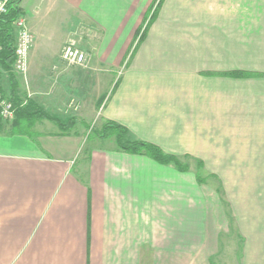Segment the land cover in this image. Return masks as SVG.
<instances>
[{"label":"crops","instance_id":"obj_1","mask_svg":"<svg viewBox=\"0 0 264 264\" xmlns=\"http://www.w3.org/2000/svg\"><path fill=\"white\" fill-rule=\"evenodd\" d=\"M153 1L20 0L34 45L27 73L16 76L17 95L61 119L67 103L45 100L52 74L61 97H80L75 116L87 127L101 110L104 122L126 127L133 139L197 157L196 170L199 161L210 171L264 170V0H227L218 13L179 7L171 16L163 0L147 26ZM44 9L59 19H43ZM48 22L63 38L51 51ZM84 29L91 35L80 42ZM71 41L88 52V67L61 62ZM241 71L263 76H223ZM0 80L11 96L8 73ZM31 132L0 124V264H195L181 251L201 250L202 259L218 249L211 203L221 223L230 226L229 216L218 189L207 203L181 201L189 163L182 173L117 147L85 153L86 135H63L48 120ZM193 180L207 185L195 173ZM238 200L231 199L240 264H264V194Z\"/></svg>","mask_w":264,"mask_h":264},{"label":"rangeland","instance_id":"obj_2","mask_svg":"<svg viewBox=\"0 0 264 264\" xmlns=\"http://www.w3.org/2000/svg\"><path fill=\"white\" fill-rule=\"evenodd\" d=\"M25 0V4H26ZM227 0H166L165 1V12L169 14L168 16L173 15L176 9L179 7H186L191 13L192 8L196 9H204V7H208L207 9L211 12H222L223 5L225 6ZM186 5V6H185ZM25 6V5H24ZM182 14H180L181 16ZM43 19L47 20H58L60 15L57 11L49 10L47 11L44 9L42 15ZM191 17V16H190ZM48 34L50 36V43H47L49 46L46 48L51 51V48H55L58 44L62 41V36L56 31V26L54 22H48ZM87 30L84 29V32L79 33V41L81 42L84 36H89ZM96 40V39H95ZM94 42V41H93ZM95 43V42H94ZM80 47V46H79ZM81 48V47H80ZM82 49V48H81ZM85 53L84 49H82ZM87 54V61L83 66L86 68L89 66L91 62V57ZM55 69V68H54ZM123 73V69L119 70L118 77ZM49 77L51 80V84L47 87V93L49 94L45 100H56L58 102H66L70 111L65 113V111L57 112L58 116L61 117L62 121L66 122L70 117H76L75 112V105L78 102V97L72 92L69 91V96L64 94L62 97L60 96L61 93L64 91L63 88L60 86V82L56 80L51 74ZM102 86L100 88V93H102ZM91 93V92H90ZM96 90L92 91V94L88 95L90 99L96 100ZM80 98V97H79ZM103 106L101 107V109ZM63 110V109H62ZM50 114L55 115L51 111ZM100 114H96L94 119L90 121L89 127L78 122L75 126L73 131L79 130L84 136L91 135L92 128H101L104 124L101 116V110L99 111ZM12 124V123H11ZM90 128V130H88ZM87 129V130H86ZM87 132V133H86ZM133 139L131 136H129ZM84 143L87 145V138H84ZM92 147H105V148H115L117 147L115 143V139L111 138L108 140H100V139H93L92 142L89 143ZM180 159L186 163H189L191 167H193L189 174L181 175V201H188L189 204H196L200 202H206L208 196L211 195L212 198L214 197V189H218L221 195V199L223 204L225 205L227 214L230 220V226H227L226 221L221 223L219 219H217L215 210L211 203V216L213 221V226L216 234L220 235V239L218 242V249H213L210 252L206 253L203 258L201 259V250H186L181 251V257L186 258L190 263L197 264V261H203V263L207 264V258L211 254H216L213 261L215 264H240L241 254H242V247H243V238L242 232L236 226V218L235 214H233V205L231 199H240L238 200L237 204L245 205L247 204L243 199H247L250 195H260L264 194V170H227V171H210L207 169L200 170L202 176L207 177L209 175H213L214 178H210L206 186H197L194 183L193 177L194 173H196V159L197 157L191 155L190 157H185L183 154L179 155ZM252 203V202H250ZM223 216V213H220Z\"/></svg>","mask_w":264,"mask_h":264},{"label":"trees","instance_id":"obj_3","mask_svg":"<svg viewBox=\"0 0 264 264\" xmlns=\"http://www.w3.org/2000/svg\"><path fill=\"white\" fill-rule=\"evenodd\" d=\"M162 1L163 0H154L151 4L149 13L145 18V21L147 20V26L148 24H150V22H152L154 18H156ZM19 2L20 0H11L8 6V11L5 14L0 15V75L3 72H7L11 80L12 93L10 99L15 109V119L12 123L13 131L16 132L20 130L23 132H28L33 136L31 129L36 124V122L48 120L55 124L63 135H70L73 132V129H75V126L78 122V119L76 117H70L66 122H64L62 121V119L48 113L34 100L28 98L22 99L16 93L18 82L16 75L12 71V66L15 61L16 46V33L14 23L19 15H25L22 8L19 6ZM147 26L143 24V26L139 28V30L137 31L135 43H138L139 39H141V37L144 35V31L146 30ZM223 76L237 79H251L262 77L263 75L253 72L241 71L227 73ZM103 100L104 98L101 99L100 104L103 102ZM82 124L87 127L86 123ZM88 130H90V128ZM75 134H77L76 131ZM96 138L104 141L114 138L117 149L120 152L132 155H144L158 163L165 165L173 164L182 173L188 172L190 170L187 163L181 162V160L176 155L164 152L160 146L144 140L131 139L129 137L128 129L116 122L106 121L101 128H92L91 135L87 136V145L84 149L85 153H89L91 148L89 143ZM202 168L203 163L199 161L197 163V170L195 175L196 180L200 185L207 184L210 178L215 179L213 175H209L207 177L202 176L200 173V170H202ZM213 264L215 263L213 262Z\"/></svg>","mask_w":264,"mask_h":264},{"label":"built area","instance_id":"obj_4","mask_svg":"<svg viewBox=\"0 0 264 264\" xmlns=\"http://www.w3.org/2000/svg\"><path fill=\"white\" fill-rule=\"evenodd\" d=\"M11 0H0V15L8 11ZM16 33L15 61L12 71L16 76L25 75L29 68V55L34 45V36L29 28L26 15H19L14 23ZM1 50V45H0ZM62 63L70 67L83 66L87 61V54L71 41L64 45L60 54ZM1 72V68H0ZM15 119V109L10 96L7 95L2 87L0 80V124H11Z\"/></svg>","mask_w":264,"mask_h":264}]
</instances>
